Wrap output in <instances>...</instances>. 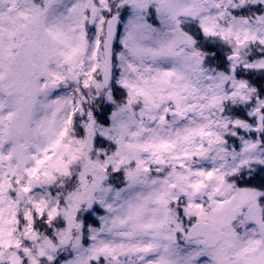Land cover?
<instances>
[{
  "label": "snow or ice",
  "instance_id": "obj_1",
  "mask_svg": "<svg viewBox=\"0 0 264 264\" xmlns=\"http://www.w3.org/2000/svg\"><path fill=\"white\" fill-rule=\"evenodd\" d=\"M0 264H264V0H0Z\"/></svg>",
  "mask_w": 264,
  "mask_h": 264
}]
</instances>
